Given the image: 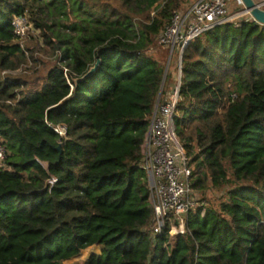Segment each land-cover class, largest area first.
Wrapping results in <instances>:
<instances>
[{
  "label": "trees",
  "instance_id": "trees-1",
  "mask_svg": "<svg viewBox=\"0 0 264 264\" xmlns=\"http://www.w3.org/2000/svg\"><path fill=\"white\" fill-rule=\"evenodd\" d=\"M183 1L0 0V264H64L93 246L83 264H264V26L254 21L217 26L182 55L173 131L192 186L208 173L222 200L190 212L184 235L150 231L139 162L169 72L147 51ZM23 14L58 54L34 83L4 73L25 57L12 32Z\"/></svg>",
  "mask_w": 264,
  "mask_h": 264
},
{
  "label": "built area",
  "instance_id": "built-area-1",
  "mask_svg": "<svg viewBox=\"0 0 264 264\" xmlns=\"http://www.w3.org/2000/svg\"><path fill=\"white\" fill-rule=\"evenodd\" d=\"M234 1L197 0L189 8L174 12L170 23L157 36L158 45L167 52L164 76L169 72L170 63L174 62L176 82L166 98L157 101L154 107L139 162L148 180L152 235L162 232L169 237L186 234L188 214L206 206L192 186L189 159L175 137L172 118L179 101L181 62L186 47L217 26L253 21L240 0L237 2L241 12H231ZM257 5L262 9V4ZM12 32L17 42L38 34L26 14L13 18ZM54 131L64 136L66 128L58 125ZM5 155L6 149L0 144V166Z\"/></svg>",
  "mask_w": 264,
  "mask_h": 264
},
{
  "label": "rangeland",
  "instance_id": "rangeland-1",
  "mask_svg": "<svg viewBox=\"0 0 264 264\" xmlns=\"http://www.w3.org/2000/svg\"><path fill=\"white\" fill-rule=\"evenodd\" d=\"M197 0H184L182 3V7L179 10L187 9L192 4H194ZM75 11L76 7H74ZM241 8L237 2L231 5V12H241ZM151 14V13H150ZM150 16H153L152 14ZM44 19L49 25H52V29H57L58 21L55 18L54 14L50 13L44 16ZM33 27V26H32ZM34 30L38 33V30L34 28ZM70 31V30H69ZM36 33V34H37ZM74 34V33H73ZM156 38H154L153 44L148 48V53L153 55L155 58L159 59L160 61H165L167 63V58H165V51L158 45ZM21 45V48L25 51L24 60L22 63H19L15 69L6 70L5 73L12 75V76H19L29 80L30 82L34 83L41 78L46 72V70L56 64L58 54H55L49 51L45 46L43 41L41 40L39 33L37 36L29 35L28 38L24 40H20L18 42ZM13 64H17V59H12ZM166 66V64H165ZM173 66L174 62L170 63L169 74L167 76V83L173 79ZM39 84V82H38ZM37 85V84H36ZM164 87V88H165ZM194 169V166H193ZM195 178L191 179V183H193ZM204 186L202 188H194L198 194L199 198L207 203L208 207H215L221 200V190L220 188L214 187L211 182L208 173L204 175ZM100 248L98 246H93L87 248L86 250L82 251L81 254L70 260L65 262L64 264H83V262L88 258V256L92 253H99Z\"/></svg>",
  "mask_w": 264,
  "mask_h": 264
},
{
  "label": "water",
  "instance_id": "water-1",
  "mask_svg": "<svg viewBox=\"0 0 264 264\" xmlns=\"http://www.w3.org/2000/svg\"><path fill=\"white\" fill-rule=\"evenodd\" d=\"M244 9L250 14L253 21L264 26V10L261 9L253 0H240ZM165 77V76H164ZM160 94L158 96V99Z\"/></svg>",
  "mask_w": 264,
  "mask_h": 264
},
{
  "label": "crops",
  "instance_id": "crops-1",
  "mask_svg": "<svg viewBox=\"0 0 264 264\" xmlns=\"http://www.w3.org/2000/svg\"><path fill=\"white\" fill-rule=\"evenodd\" d=\"M256 4H262L263 7L262 9L264 10V0H253ZM173 71V79L171 80V82L169 81V83L167 84V87H165V90H164V93L162 95V101L166 98V95L167 93L171 90L172 86L174 85V83L176 82V75H175V72H174V69L172 70ZM147 177V176H146Z\"/></svg>",
  "mask_w": 264,
  "mask_h": 264
}]
</instances>
